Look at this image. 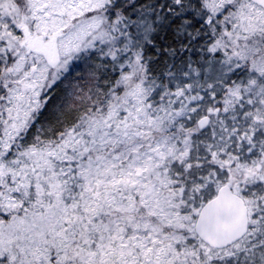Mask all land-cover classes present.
<instances>
[{"label":"snow or ice","instance_id":"6c2138e0","mask_svg":"<svg viewBox=\"0 0 264 264\" xmlns=\"http://www.w3.org/2000/svg\"><path fill=\"white\" fill-rule=\"evenodd\" d=\"M0 264H264V0H0Z\"/></svg>","mask_w":264,"mask_h":264}]
</instances>
